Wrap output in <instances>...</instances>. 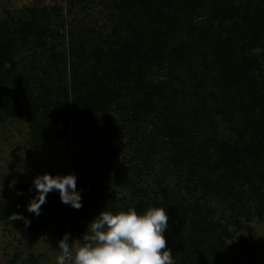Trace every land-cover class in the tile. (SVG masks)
<instances>
[{
  "label": "rangeland",
  "instance_id": "1",
  "mask_svg": "<svg viewBox=\"0 0 264 264\" xmlns=\"http://www.w3.org/2000/svg\"><path fill=\"white\" fill-rule=\"evenodd\" d=\"M127 3L140 18L153 8L154 0ZM120 4L121 0H0V27L6 26L13 39L12 60L0 80V203L12 211L11 218L20 215L35 195L33 177L45 172L72 173L77 188L93 193L86 216L75 218L85 230L103 204V211L113 204L111 212L115 213L129 200L140 198L186 219L191 205L198 203L209 207L210 217L223 233L226 249L222 255L227 264H264V195L248 188L239 203L224 192L217 194L200 185L187 191L170 162L169 136L158 134L160 115L155 111L132 115L129 96H123L120 104H106L104 110L96 104L88 113L71 108L61 112L53 132L31 130L26 115L30 106L40 109L49 100L61 109L57 98L68 103L75 95L94 94L89 85L94 79L118 81L117 59L122 42L129 37L116 8ZM202 8L197 20L204 18ZM19 30L24 31V41ZM253 51L264 76V50ZM177 66L151 65L150 73L176 87L180 108L201 111L195 94L184 87L186 68ZM123 85L132 89L130 83ZM218 129L226 133L223 124ZM194 170L192 179L202 174ZM260 184L264 188V182ZM40 215L47 220L40 231L24 230L19 219L0 218V264H57L62 254L59 241L65 233L75 247L80 237L68 228L63 235L58 232L61 220L72 219L67 204L57 207V200L48 193ZM164 233L169 236L168 231Z\"/></svg>",
  "mask_w": 264,
  "mask_h": 264
},
{
  "label": "trees",
  "instance_id": "2",
  "mask_svg": "<svg viewBox=\"0 0 264 264\" xmlns=\"http://www.w3.org/2000/svg\"><path fill=\"white\" fill-rule=\"evenodd\" d=\"M127 1L121 0L116 7L129 32L117 59L118 81L94 79L89 82L94 94L75 95L68 103L57 98L55 102L61 104V109L49 100L40 109L30 106L26 115L31 130L53 132L58 129L61 112L71 108L75 113H88L96 104L104 110L106 104H120L123 96H129L132 115L153 111L160 115L158 134L169 136L170 162L178 182L187 191L200 185L217 194L224 192L239 203H243L248 188L264 195L260 186L264 182V76L259 56L253 51L264 50V0H154L153 8L140 18ZM199 8L203 9L200 14L204 18L197 20ZM0 28L3 80L5 66L12 60L13 39L6 33V26ZM23 32L17 33L22 41L26 37ZM167 63L173 68L178 67L177 63L186 68L182 74L184 87L195 94L201 111L180 108L176 87L151 75V65L160 67ZM127 83L132 85L131 90L123 85ZM47 94L51 96V92ZM214 115L219 119L212 118ZM220 124L226 133L218 129ZM193 169L202 170V174L192 179ZM77 189L82 207L76 209L67 204L72 219L67 223L61 220L58 232L63 235L68 228L81 238L85 229L75 218L86 216L93 193ZM140 190L150 200L145 188ZM49 195L57 200V207L65 205L57 190ZM139 199L129 200L119 208H134L142 214L152 207L149 201ZM102 206L99 212L105 209ZM111 206L107 211L112 210ZM10 214L12 211L0 203V218L12 220ZM20 216L28 221L19 219L24 230L40 231L47 225L44 216L28 212L26 206ZM168 216L166 247L179 264H227L222 255L226 249L223 233L210 217L209 207L191 205L186 219L178 213Z\"/></svg>",
  "mask_w": 264,
  "mask_h": 264
},
{
  "label": "clouds",
  "instance_id": "3",
  "mask_svg": "<svg viewBox=\"0 0 264 264\" xmlns=\"http://www.w3.org/2000/svg\"><path fill=\"white\" fill-rule=\"evenodd\" d=\"M35 195L26 205L28 212L40 214L49 192L57 190L62 203L82 207L76 177L69 173L38 174L32 179ZM12 219H27L14 215ZM169 216L163 207H149L142 214L134 208L126 211H100L88 224L73 248L65 233L60 239L62 254L57 264H175L164 232Z\"/></svg>",
  "mask_w": 264,
  "mask_h": 264
}]
</instances>
